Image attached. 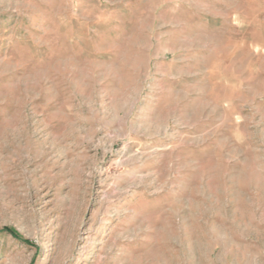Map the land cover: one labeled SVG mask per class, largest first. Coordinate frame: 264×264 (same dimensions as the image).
Masks as SVG:
<instances>
[{
  "label": "rangeland",
  "instance_id": "374dc122",
  "mask_svg": "<svg viewBox=\"0 0 264 264\" xmlns=\"http://www.w3.org/2000/svg\"><path fill=\"white\" fill-rule=\"evenodd\" d=\"M0 264H264V0H0Z\"/></svg>",
  "mask_w": 264,
  "mask_h": 264
},
{
  "label": "trees",
  "instance_id": "16d2710c",
  "mask_svg": "<svg viewBox=\"0 0 264 264\" xmlns=\"http://www.w3.org/2000/svg\"><path fill=\"white\" fill-rule=\"evenodd\" d=\"M28 245H31V243L27 242Z\"/></svg>",
  "mask_w": 264,
  "mask_h": 264
}]
</instances>
